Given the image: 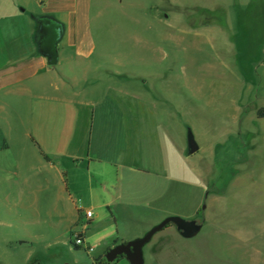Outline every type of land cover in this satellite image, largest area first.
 <instances>
[{
  "label": "rangeland",
  "instance_id": "1",
  "mask_svg": "<svg viewBox=\"0 0 264 264\" xmlns=\"http://www.w3.org/2000/svg\"><path fill=\"white\" fill-rule=\"evenodd\" d=\"M112 1L107 21L118 25L97 30L88 80L100 81L93 100L105 98L94 107V128H105L110 149L137 154L140 171L123 175L133 219L115 221L109 209H96L98 195L88 198L95 217L88 244L77 247L74 230L59 231L54 218L41 216L49 198L32 172L30 183L0 184V264H41V255L106 264V241L143 238L171 217L197 221L201 231L186 238L168 225L144 247L145 264H264V0ZM150 9L159 20L167 12L175 24H189L171 29L153 22ZM129 96L140 98L141 111L115 105ZM133 116L141 122L134 141L131 126L123 127ZM189 130L199 146L193 155ZM54 231L65 245L48 252L43 245Z\"/></svg>",
  "mask_w": 264,
  "mask_h": 264
},
{
  "label": "crops",
  "instance_id": "2",
  "mask_svg": "<svg viewBox=\"0 0 264 264\" xmlns=\"http://www.w3.org/2000/svg\"><path fill=\"white\" fill-rule=\"evenodd\" d=\"M115 4L112 0H0V184L30 183L32 172L37 179L41 176V198H49L42 205L41 216L44 212L54 218L57 224L53 227L59 231L63 225L66 232L80 228L84 210H93L85 202L96 195L100 197L96 209H109L115 221L119 216L132 220L131 211L136 207L124 192L131 185L123 175L140 171L137 154L110 149L104 143L105 128H94V107L101 108L105 98L93 100L92 91L100 81L89 85L88 80L97 57V30L118 25L107 21ZM150 14L153 22L161 21L171 29L189 24L188 20L175 24L167 12L161 20L153 9ZM38 18L63 26L55 67L39 51ZM128 99L125 102L119 97L115 105L142 110L140 98ZM128 118L123 127L131 126L129 138L134 141L141 122L135 116ZM162 177L166 180L167 174ZM142 207L150 206L143 203ZM56 232L48 233L55 238L43 245L48 252L65 245ZM119 238L106 241L104 252L127 242ZM45 257L41 255V264H62Z\"/></svg>",
  "mask_w": 264,
  "mask_h": 264
},
{
  "label": "water",
  "instance_id": "3",
  "mask_svg": "<svg viewBox=\"0 0 264 264\" xmlns=\"http://www.w3.org/2000/svg\"><path fill=\"white\" fill-rule=\"evenodd\" d=\"M37 22L39 24L37 36L39 51L47 58L49 66L55 67L59 64L58 44L64 34L63 26L49 18H38ZM198 151L199 146L195 141L192 131L189 130L187 137V154L193 155ZM204 209H206V207H204ZM169 224H175L181 231V234L186 238L197 236L202 228L197 221H187L178 217L168 218L150 230L143 238L122 243L110 249L105 255L108 263H114L120 257H125L130 264H145L144 247L151 242L157 233L164 230Z\"/></svg>",
  "mask_w": 264,
  "mask_h": 264
},
{
  "label": "built area",
  "instance_id": "4",
  "mask_svg": "<svg viewBox=\"0 0 264 264\" xmlns=\"http://www.w3.org/2000/svg\"><path fill=\"white\" fill-rule=\"evenodd\" d=\"M83 219L86 220V222L82 225L81 229L78 228L77 230H74L73 239H74V244L77 247H83L86 245V232L93 220V211L92 210L85 211ZM87 251L92 252L93 250L87 247Z\"/></svg>",
  "mask_w": 264,
  "mask_h": 264
},
{
  "label": "trees",
  "instance_id": "5",
  "mask_svg": "<svg viewBox=\"0 0 264 264\" xmlns=\"http://www.w3.org/2000/svg\"><path fill=\"white\" fill-rule=\"evenodd\" d=\"M120 258H125V257H120ZM106 264H113V263H106Z\"/></svg>",
  "mask_w": 264,
  "mask_h": 264
},
{
  "label": "flooded vegetation",
  "instance_id": "6",
  "mask_svg": "<svg viewBox=\"0 0 264 264\" xmlns=\"http://www.w3.org/2000/svg\"><path fill=\"white\" fill-rule=\"evenodd\" d=\"M170 225V224H169Z\"/></svg>",
  "mask_w": 264,
  "mask_h": 264
}]
</instances>
